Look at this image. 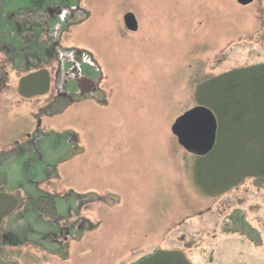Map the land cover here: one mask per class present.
Returning a JSON list of instances; mask_svg holds the SVG:
<instances>
[{
  "label": "rangeland",
  "instance_id": "1",
  "mask_svg": "<svg viewBox=\"0 0 264 264\" xmlns=\"http://www.w3.org/2000/svg\"><path fill=\"white\" fill-rule=\"evenodd\" d=\"M258 73L264 0H0V264H264ZM193 107L216 152L171 132Z\"/></svg>",
  "mask_w": 264,
  "mask_h": 264
},
{
  "label": "water",
  "instance_id": "2",
  "mask_svg": "<svg viewBox=\"0 0 264 264\" xmlns=\"http://www.w3.org/2000/svg\"><path fill=\"white\" fill-rule=\"evenodd\" d=\"M236 1L241 5H247L254 0ZM124 22L129 30L135 29V21L132 15H126ZM171 132L179 145L186 151L205 154L215 144L217 119L207 107H193L175 118L171 125Z\"/></svg>",
  "mask_w": 264,
  "mask_h": 264
},
{
  "label": "trees",
  "instance_id": "3",
  "mask_svg": "<svg viewBox=\"0 0 264 264\" xmlns=\"http://www.w3.org/2000/svg\"><path fill=\"white\" fill-rule=\"evenodd\" d=\"M28 4L30 6H32L33 11H38L42 8H44L48 2V0H27ZM37 26H39V23H37ZM32 29H30V31L28 33L31 34ZM236 73V72H235ZM233 73L231 74L232 77L231 79H227L224 78L221 82V86L219 87L221 89V91L224 93L223 97H222V105L221 108L217 109L218 110V115L220 120H223L222 118L226 117V112L232 108V106L239 107L236 108L232 119L234 121H238V119L241 117V113L243 112V107L241 106L242 104H244L245 102L243 101L242 98H239L238 92H241L245 87H243V82L239 79V76H235L236 74ZM45 78V77H44ZM222 78V77H221ZM218 80L220 79H216L215 81H213L212 83H216ZM22 82V79H21ZM219 82V81H218ZM24 83V82H22ZM251 90H252V94H250V96H247L246 101H252L254 99H260L264 96V73H258L256 75V77H252L251 78ZM255 93V94H254ZM205 105V104H204ZM216 152L215 149V145L213 146V148L209 151V152ZM262 174V170L261 169H256L255 171V175H259ZM9 211V210H8ZM234 212L236 213V216H233L230 214V221L233 222L232 224H235L236 226H238V228L242 229V230H254L250 224L249 221L247 219L244 218L243 215H240L239 213L241 212V210L239 208H235ZM3 212L1 213L0 216H2ZM5 214H7L5 212ZM233 214V213H232ZM142 259H145V257H143ZM141 259V260H142ZM170 260V259H169ZM164 262H168V260H163L161 259L160 262H156L157 264H164Z\"/></svg>",
  "mask_w": 264,
  "mask_h": 264
},
{
  "label": "flooded vegetation",
  "instance_id": "4",
  "mask_svg": "<svg viewBox=\"0 0 264 264\" xmlns=\"http://www.w3.org/2000/svg\"><path fill=\"white\" fill-rule=\"evenodd\" d=\"M46 26V25H45ZM46 29V28H45ZM92 86V83L90 81H85L81 85H78V89H89Z\"/></svg>",
  "mask_w": 264,
  "mask_h": 264
},
{
  "label": "built area",
  "instance_id": "5",
  "mask_svg": "<svg viewBox=\"0 0 264 264\" xmlns=\"http://www.w3.org/2000/svg\"><path fill=\"white\" fill-rule=\"evenodd\" d=\"M88 59L90 60L91 58H90V57H88Z\"/></svg>",
  "mask_w": 264,
  "mask_h": 264
}]
</instances>
